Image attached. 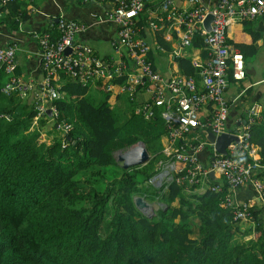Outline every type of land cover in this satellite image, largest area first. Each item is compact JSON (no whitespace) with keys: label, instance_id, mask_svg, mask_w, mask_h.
Listing matches in <instances>:
<instances>
[{"label":"trees","instance_id":"1","mask_svg":"<svg viewBox=\"0 0 264 264\" xmlns=\"http://www.w3.org/2000/svg\"><path fill=\"white\" fill-rule=\"evenodd\" d=\"M6 7L12 25L26 18L18 12L17 0ZM136 25L143 26L140 18ZM244 35L248 36L244 40L234 35L229 41L243 58L255 53L259 37L255 31ZM199 41L195 38L191 44ZM176 60L184 74L197 77L186 59ZM63 79L61 98L52 102L57 111L54 123L67 122L70 129L45 141L38 130H27L34 116L33 98L3 92L6 78L0 68V264H264L261 224L254 222L248 240H232L234 234L239 237L250 229L240 231L242 222L232 220L231 209L225 206L230 193L225 184L211 190L213 180L206 177L202 192L187 195L181 193L186 180L141 189L135 177L148 183L157 160L163 158L159 138L165 123L157 109L144 118L131 108L119 119L101 84L96 86L104 99L93 105L85 86ZM112 82L121 84L123 77ZM259 116L248 124V135L264 163V105ZM138 141L150 159L123 170L113 153ZM117 166L120 175L106 179L110 167ZM83 173L87 177L81 178ZM134 196L156 199L163 206L148 218L135 208ZM175 199L176 206L171 204ZM251 216L254 219L256 212ZM193 223L195 238L190 237Z\"/></svg>","mask_w":264,"mask_h":264},{"label":"built area","instance_id":"2","mask_svg":"<svg viewBox=\"0 0 264 264\" xmlns=\"http://www.w3.org/2000/svg\"><path fill=\"white\" fill-rule=\"evenodd\" d=\"M9 1L0 0L4 10ZM145 1L112 0L113 8L106 17L116 26L115 38L110 42L119 56L116 61L97 56L89 45L77 41L75 35L83 30L84 25L62 16L53 23L55 36L50 29L33 34L39 48L42 72L39 86H35L30 78L15 74V46H0V68L6 78L1 90L7 94L15 92L20 98L31 95L34 116L27 130L39 132L46 109L50 111L51 120L57 116L52 102L61 98L59 79L72 78L85 87L90 83H100L108 93L116 84L112 80L123 77L119 90L131 102H134L137 91L149 93L146 101L133 103V112L148 118L155 108L165 123L164 135L168 146L160 151L163 158L157 160L156 173L149 179L150 183L158 188L171 180L181 183L186 180L189 185L194 183L195 187L203 190L205 186L199 185V181L205 185L211 172L213 179L208 177L213 180L211 190H217L223 183L231 192L250 182L257 194L256 199L264 207V186L258 177L259 172L264 171V163L259 161L258 148L249 142L248 135V124L259 119L262 107L257 103L250 104L237 119L236 127L225 129L228 104L224 98L229 83L241 82L245 76L243 56L227 43L226 28L231 21L264 17V0H217L210 8L200 0H186L187 5L181 9L174 8L170 0L161 1L159 8L164 18L160 16L156 21H146V25L155 31L162 22L174 20L178 40L169 53L172 59L184 55L192 40L200 37L205 60L202 63L195 59L190 62L200 84L191 75L164 78L153 70L147 58V42L139 35L142 27L136 25ZM208 14L211 20L206 30L203 20ZM65 48L69 49L66 55L63 54ZM55 129L64 134L70 129V124L59 121ZM208 133L214 137L228 133L235 140L226 145L223 154H218L214 141L207 138ZM202 150L209 152L210 160L206 166L199 160ZM225 206L231 209L233 221L244 223L252 220L250 201L234 203L229 193L225 197Z\"/></svg>","mask_w":264,"mask_h":264},{"label":"crops","instance_id":"3","mask_svg":"<svg viewBox=\"0 0 264 264\" xmlns=\"http://www.w3.org/2000/svg\"><path fill=\"white\" fill-rule=\"evenodd\" d=\"M161 1L163 0H146L145 9L137 18H140L143 25L142 37L149 47V60L153 70L164 78L174 75L187 76L182 72L176 60L177 58L172 59L169 55L178 40V36L175 33L177 24L174 20L162 22L163 24L160 28L155 31L146 25V21H156V18L160 16L164 18L159 8ZM170 1L174 8L181 9L187 5L186 0ZM200 1L208 8L214 6L217 2V0ZM17 2L19 3L18 12L23 13L26 17L17 25L16 23L12 25L11 21H7L5 16L7 8L2 10L0 5V46L7 44L15 46V59L17 62L15 74L23 78H30L35 86L40 85L42 72L40 69L39 48L33 34L50 29L51 23H54L58 16L84 25L83 30L75 35V39L89 45L97 56L104 59L110 58L112 61H116L119 58L110 44L115 38L116 26L106 17L107 13L113 8L112 0H17ZM247 31L258 32L259 37L254 43L255 53L243 58L244 79L241 82H230L224 92V98L228 104L225 129L236 127L237 119L242 116V113L250 104L257 103L261 107L264 105V17L231 21L226 28V41L232 46L229 41L233 39V36H237L236 40H244V38L248 37L244 35ZM196 38L200 40L197 43L198 45H193L192 43L185 48L184 55L181 56L189 64L194 59L202 63L206 57L200 37L196 36ZM196 76V82L200 84V78L198 75ZM64 81L62 78L59 79L58 83L62 85ZM98 84L90 83L86 88L100 91L96 86ZM107 95L106 101L110 107L119 100L125 103L126 96L123 91L119 90V83L113 84ZM134 96V102H129L128 104L133 105V103L146 101L149 98V93L139 90ZM123 106L125 105L123 104ZM159 142L160 151L165 146H168L167 138L164 134L160 136ZM208 154L207 150H202L199 153V160L204 166L209 163L210 157ZM258 177L264 185V171L259 172ZM199 185L204 186L200 181ZM187 191L183 190L184 195L198 193V191L194 192V190L188 191V193ZM230 197L234 203L250 201L253 211L256 212V222H259L264 227V207L256 199L257 194L250 182H246L231 191ZM191 234L192 238L197 235L194 227ZM250 234L249 231L241 236L248 239L251 238Z\"/></svg>","mask_w":264,"mask_h":264},{"label":"rangeland","instance_id":"4","mask_svg":"<svg viewBox=\"0 0 264 264\" xmlns=\"http://www.w3.org/2000/svg\"><path fill=\"white\" fill-rule=\"evenodd\" d=\"M86 95H87V97L89 98V100H90V102L93 104V105H96V104H98L100 101H102L104 98V96H103V94H102V92L101 91H98V90H94L93 88H88L87 89V92H86ZM123 104L125 105V106H123ZM113 109H112V111H113V113L114 114H118V117H119V119L120 118H124V116H122V114H123V112H125V115H126V112L128 111V110H131V108L133 107V105L132 104H125L122 100H119V101H117L116 103H115V105H113V106H111ZM41 128V130L39 131V132H41V137L42 138H44L45 139V141H49L51 138H54V137H59V136H62L63 134H61V132L60 131H56L55 130V128L53 127V122H51L50 120H48L47 119V121H45V124H42V122H41V124H40V126L38 127V129H40ZM35 131V130H34ZM202 137V139H204V136L203 135H201ZM209 150V149H208ZM207 150V151H208ZM119 153V151H115L114 153H113V156H114V158H116V155ZM148 155H150L149 153H148ZM150 157V156H149ZM117 162V161H116ZM120 169H119V167L117 166L116 168L115 167H110V171L108 172V175H104L105 176V178L106 179H110L111 177H118L119 175H120V173H121V171H119ZM81 178H85V177H87V175H86V173H83V174H81V176H80ZM112 178V179H113ZM136 178V180H138L139 182H140V187H141V189L142 190H145V191H149V190H153V189H155V188H157L156 186H155V184L154 183H150L149 182V180H148V183L149 184H151L154 188H152L151 186L150 187H147L145 184H148L147 183V181L145 182V183H141L142 182V178L141 177H139V176H136L135 177ZM174 178H175V176H174ZM185 182V181H184ZM179 184H182L181 182H178ZM186 186L184 187V188H190L189 187V183L186 181ZM264 186V185H263ZM183 188V190H186L187 191V189H184ZM192 188V187H191ZM193 189H194V192H197L198 191V193H200V192H202V190H199L197 187H193ZM192 190V189H191ZM191 190H188V191H191ZM188 191H187V193H188ZM183 195H184V193L183 192H181ZM135 197H140V196H134V198ZM142 200H143V202L147 205V211L145 212V216H147V215H149L150 217H148V218H151V216H153L154 215V212H155V210L156 209H158V208H161L163 205L159 202V201H157L156 199H154V200H152V201H149V200H147V199H143L142 197H140ZM172 205H174V206H176L177 205V201H176V199L171 203ZM253 210V209H252ZM252 212H254V211H252ZM251 221H246L245 223H241L240 224V226H239V228H240V231H243V230H247L248 229V231H249V227H250V236L252 237L253 235V233L251 232V230H252V226H253V224H254V222H256V220H255V218L253 219L252 218V216H251ZM175 221H177V219L175 220ZM256 223H259V222H256ZM260 224V223H259ZM193 227L195 228V223H193ZM247 235V234H246ZM190 237L192 238V236L190 235ZM249 239V238H248ZM247 238H244V236H237L236 234H234L233 236H232V240H234L235 242L236 241H238V242H240V241H246V240H248Z\"/></svg>","mask_w":264,"mask_h":264},{"label":"water","instance_id":"5","mask_svg":"<svg viewBox=\"0 0 264 264\" xmlns=\"http://www.w3.org/2000/svg\"><path fill=\"white\" fill-rule=\"evenodd\" d=\"M211 20V16L208 14L204 17L203 20V27L208 30L209 29V22ZM69 52L68 48H65L63 54L66 55ZM46 115L49 116L50 111L46 109ZM207 138L209 141H214V149L218 154H223L226 145L230 142L235 140V137L228 133H221L218 136L214 137L212 134L208 133ZM119 153L116 155L115 160L119 164L120 168L123 170H127L131 167L135 166H142L148 162L150 159L147 150L145 149L144 145L138 141L129 147L118 150ZM208 177L212 179V173H208ZM134 206L137 210H139L142 214H145L144 209L147 208V205L143 202L140 197H135L134 199ZM146 217H150L147 215Z\"/></svg>","mask_w":264,"mask_h":264},{"label":"clouds","instance_id":"6","mask_svg":"<svg viewBox=\"0 0 264 264\" xmlns=\"http://www.w3.org/2000/svg\"><path fill=\"white\" fill-rule=\"evenodd\" d=\"M46 113V112H45ZM46 119H48V120H50L51 122H53V127L55 128V124L56 123H54V120H51V118H50V114H49V116H45V119H42V120H45V121H47ZM40 130H41V128H40ZM56 130V129H55ZM41 135V134H40Z\"/></svg>","mask_w":264,"mask_h":264},{"label":"bare ground","instance_id":"7","mask_svg":"<svg viewBox=\"0 0 264 264\" xmlns=\"http://www.w3.org/2000/svg\"><path fill=\"white\" fill-rule=\"evenodd\" d=\"M148 209L146 208V209H144V211L146 212Z\"/></svg>","mask_w":264,"mask_h":264}]
</instances>
